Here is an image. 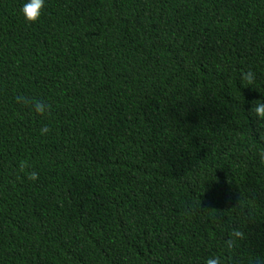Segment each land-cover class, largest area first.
Here are the masks:
<instances>
[{
	"label": "trees",
	"instance_id": "1",
	"mask_svg": "<svg viewBox=\"0 0 264 264\" xmlns=\"http://www.w3.org/2000/svg\"><path fill=\"white\" fill-rule=\"evenodd\" d=\"M20 3L0 0V264H264V0H47L35 24Z\"/></svg>",
	"mask_w": 264,
	"mask_h": 264
},
{
	"label": "clouds",
	"instance_id": "2",
	"mask_svg": "<svg viewBox=\"0 0 264 264\" xmlns=\"http://www.w3.org/2000/svg\"><path fill=\"white\" fill-rule=\"evenodd\" d=\"M47 0H21L19 6V14L22 19L28 24H35L39 21L45 11ZM255 76L252 70L242 71L240 73L239 83L241 86L253 87ZM15 102L19 105L27 106L30 111L34 112L37 116L47 117L52 110V105L46 100H41L36 97H27L25 95H17ZM250 110L254 113L255 118L264 122V100L256 99L255 104H251ZM50 132L48 124H42L39 128L41 136H45ZM259 160L264 163V152L259 153ZM16 168L18 170L17 178L21 175L28 181L35 182L39 179V172L32 169L31 165L26 160H21L17 163ZM243 233L238 229H233L229 233V238L225 241V247L227 250H232L236 245V242L243 238ZM204 264H222L221 257L210 256L204 259Z\"/></svg>",
	"mask_w": 264,
	"mask_h": 264
}]
</instances>
